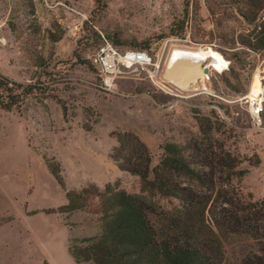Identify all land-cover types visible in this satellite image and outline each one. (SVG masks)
<instances>
[{
	"label": "rangeland",
	"instance_id": "1",
	"mask_svg": "<svg viewBox=\"0 0 264 264\" xmlns=\"http://www.w3.org/2000/svg\"><path fill=\"white\" fill-rule=\"evenodd\" d=\"M184 1L0 0V75L20 83L45 81L44 94L27 96L11 110L0 109V264H82L68 255V239L96 235V215L46 210L64 204L65 198L45 161L58 163L65 190L109 183L137 194V177L119 170L109 156L116 145L114 135L121 131L132 132L147 146L153 166L166 141L208 143L197 118L209 117V142L239 159L237 168L247 172L239 179L215 181L212 197L217 192V198L204 214L206 222L212 225L213 219L220 221L223 209L228 212L222 197L241 201L249 193L264 200V102L262 126L254 129L244 100H239L256 72L263 77L264 97V53H242L249 62L243 68L220 54L218 49H233L218 34L228 42V35L235 39L249 28L232 6L223 17L208 15L206 3L215 6L219 0H197L199 9L188 15L183 36L165 35L170 23L182 17ZM85 21L98 38L83 28ZM196 26L212 32L210 39L203 37L206 43L199 36L191 38ZM103 41L121 53L131 50L130 43L148 42L139 51L150 57L153 65L148 68H155L149 74L126 73L111 92L102 90L91 55ZM174 46L202 47L221 58L220 64L206 65L209 91H163L161 80ZM192 188L198 195L207 193ZM153 201L156 211L178 207L172 198ZM225 225L215 233L228 264L249 246L241 237L228 235Z\"/></svg>",
	"mask_w": 264,
	"mask_h": 264
},
{
	"label": "trees",
	"instance_id": "2",
	"mask_svg": "<svg viewBox=\"0 0 264 264\" xmlns=\"http://www.w3.org/2000/svg\"><path fill=\"white\" fill-rule=\"evenodd\" d=\"M208 15L225 16L226 8L235 9L240 20L248 26L246 33H238L235 39L228 35L226 53L220 54L240 68L249 62L241 56L244 52L264 53V0H219L217 5L206 3ZM199 9L197 0H185L182 17L172 21L165 35L183 36L184 24L190 15ZM218 24V23H217ZM86 21L83 28L98 38ZM191 35L212 37L210 30L194 27ZM121 45L117 40H111ZM238 44V45H235ZM131 50H143L148 42L128 44ZM228 71L238 82V76L231 65ZM45 81L37 79L32 83H20L0 75V109L11 110L27 96L44 94ZM231 87L232 85L229 84ZM236 91V88H233ZM249 91V87H248ZM62 115L65 110L61 107ZM262 113V111H261ZM200 132L208 143H197L195 139L183 142L166 141L161 144L157 163L150 165L147 146L132 132L121 131L114 135L116 145L110 158L119 170L138 179V193L130 194L117 189L115 184L106 183L102 188L87 184L79 189L65 190L57 162L46 160V168L54 181L64 191L65 203L53 212L71 213L88 210L96 215L99 232L93 236L70 237L67 243L68 255L74 263L82 264H224L223 246L215 230L221 231L228 224V235L241 237L248 242V250L241 258L228 264H264V200L252 199L251 194L243 200L228 197L223 202L228 212L206 222L205 212L213 207L217 198L215 181L241 178L246 169H238L240 163L220 147L209 142L212 123L209 117H198ZM195 187L206 195H198ZM172 198L178 207L169 212L156 211L154 199Z\"/></svg>",
	"mask_w": 264,
	"mask_h": 264
},
{
	"label": "built area",
	"instance_id": "3",
	"mask_svg": "<svg viewBox=\"0 0 264 264\" xmlns=\"http://www.w3.org/2000/svg\"><path fill=\"white\" fill-rule=\"evenodd\" d=\"M91 61L96 67L99 77V85L101 89L106 92H111L115 88L116 79L118 77H122L126 73L141 70L149 74V70L151 68H155L153 66L148 68V66L153 65V63H151L150 57L144 52L126 50L121 53L107 41H103L96 48L95 52L91 55ZM226 66L227 62L224 67ZM259 77L260 84L255 97L250 99L244 95L239 99L244 100V103L246 104L245 111L247 113L249 124L254 129H259L262 126L260 115L262 111V104L264 102L263 86L261 85L263 77ZM161 82L165 83L161 86L164 88L163 91H165L166 94H174V92L184 91L165 80H161Z\"/></svg>",
	"mask_w": 264,
	"mask_h": 264
},
{
	"label": "bare ground",
	"instance_id": "4",
	"mask_svg": "<svg viewBox=\"0 0 264 264\" xmlns=\"http://www.w3.org/2000/svg\"><path fill=\"white\" fill-rule=\"evenodd\" d=\"M201 48L172 47L164 72L165 81L184 91H209L208 76L198 67L204 64L210 66L212 63L217 65L222 63V60L216 53ZM259 79L256 72L246 97L250 99L255 97L259 89Z\"/></svg>",
	"mask_w": 264,
	"mask_h": 264
},
{
	"label": "water",
	"instance_id": "5",
	"mask_svg": "<svg viewBox=\"0 0 264 264\" xmlns=\"http://www.w3.org/2000/svg\"><path fill=\"white\" fill-rule=\"evenodd\" d=\"M198 69L205 74L208 72V68L205 65L199 66Z\"/></svg>",
	"mask_w": 264,
	"mask_h": 264
}]
</instances>
